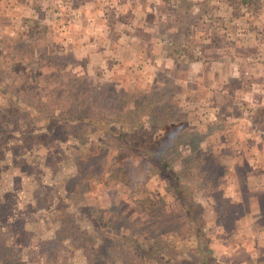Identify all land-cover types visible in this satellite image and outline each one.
I'll list each match as a JSON object with an SVG mask.
<instances>
[{"label": "rangeland", "instance_id": "1", "mask_svg": "<svg viewBox=\"0 0 264 264\" xmlns=\"http://www.w3.org/2000/svg\"><path fill=\"white\" fill-rule=\"evenodd\" d=\"M7 1L0 0V264H264V181L253 173L264 159L258 136L237 140L248 131L264 136V0H127L124 16L110 14L119 0ZM103 20L146 50L165 46L169 60L157 79L131 80L124 67L107 78L88 64L77 47L85 33L108 57L114 52L112 41L110 50L102 42ZM242 54L256 63L234 76L236 96H226L224 76L216 79L226 68H214L230 56L239 66ZM98 84L107 85L104 94H83ZM123 93L134 111L117 120ZM158 103L168 109L156 117ZM81 104L96 117L78 118ZM215 125L224 127L219 135ZM139 132L150 134L154 151L132 147ZM234 178L244 188L239 200L227 195Z\"/></svg>", "mask_w": 264, "mask_h": 264}, {"label": "crops", "instance_id": "2", "mask_svg": "<svg viewBox=\"0 0 264 264\" xmlns=\"http://www.w3.org/2000/svg\"><path fill=\"white\" fill-rule=\"evenodd\" d=\"M10 1V0H9ZM7 1V3L9 2ZM29 1V0H28ZM88 2H91L92 0H87ZM120 4L118 6L115 7H111V11L110 14L114 15V16H124L126 15V11L128 10V2L126 3L127 0H119ZM28 4V3H27ZM30 5V4H29ZM30 6H34V4L30 5ZM89 6V5H88ZM130 6V5H129ZM91 8H93L95 11H100L101 9L104 10V7L102 8H98V7H93L92 5L90 6ZM100 13V12H99ZM81 15V14H80ZM109 15V16H111ZM103 26H98V29L101 30V32L103 33L104 37H105V41L102 40V42L105 43V45H107V49L110 50L112 49V47L109 44L110 41L113 42L114 44V52L113 54L108 57V55H106V48L104 47V45L101 43V40H99V42L97 43L96 40H91V38H89L90 36L88 34L85 33V35L83 36V38L81 39L80 44H78V48L79 52L81 54V56L87 60L88 64L93 67V69H96L97 71H99L97 69V67L99 69H104V75H106L107 78H110L114 75L116 70H114L115 68H122L124 67V69H127L130 73H131V80L134 79V81L137 80H148L150 83H152L153 80H155L156 77V72H158V66L162 63V64H166L168 63L169 60V55L167 52V49L164 48L165 46L162 45L160 42H152V47L147 49L142 47L140 44V42L133 41L132 40V35L130 34V31L128 29H123V27H121V29H114V28H106L105 26V21L103 20ZM72 25H73V21L70 20L69 21V28L67 31L72 30ZM127 26V25H125ZM81 27H84V24L81 25ZM75 28V27H74ZM87 32L89 33V31H84L83 33ZM85 37V38H84ZM72 40V39H71ZM70 39L68 40L71 41ZM72 42V41H71ZM69 42V44L71 43ZM77 44V43H76ZM112 44V43H111ZM163 47V48H162ZM81 57V58H82ZM242 61L239 62V66L235 64V62L233 61V56L228 57V61H224L222 63V61L220 63L216 64L215 72L214 73H218L221 72L224 68L225 71L223 73H220L219 75H216V79H218V76L223 77L224 76V80H225V91H226V96H231L234 97L236 96V92H237V88H233L232 87V83L236 82V80H238L237 78L234 79L235 75L239 74L241 77H243V74H247V66L248 65H252L255 62L256 56L253 55H249V54H242L241 57H239ZM167 61V62H166ZM217 61V60H216ZM257 62H263V59H259L257 58ZM256 63V62H255ZM245 65V66H244ZM213 68V67H212ZM132 69V70H130ZM108 73V74H107ZM111 74V75H109ZM242 74V75H241ZM146 75V76H144ZM239 77V76H238ZM231 82V85H230ZM229 84V85H228ZM228 91V93H227ZM230 105V106H229ZM263 106V107H262ZM233 107V105L227 104V109L231 110ZM259 108H264V100H262V103H260L258 105ZM264 109H259V112L263 113ZM264 118V117H260ZM263 122V120H261ZM244 123V121H243ZM227 123L223 124V126L227 127ZM225 127V128H226ZM213 128L217 131V129H219V131L215 132L216 135L222 133V128L224 127H220V125H215L213 126ZM227 129V128H226ZM249 131L247 132L246 135L239 134V138L238 143H250L251 139L250 137L253 136H258V142H257V152L256 154L258 155H262L259 156L258 158H263L264 159V136L259 134V131L257 130V132H252V134H248ZM260 135V136H259ZM226 138H230V136H227ZM227 141V140H226ZM228 143V141H227ZM231 143V142H229ZM234 144V143H233ZM255 172H253L254 174H260L263 178L264 181V165H263V169L260 170H253ZM253 175V174H252ZM250 176L248 178V186H251L253 184V176ZM249 180H251L249 182ZM238 178H234L231 180V184H230V188H228V193L227 191V195L228 197H232L231 199L233 200H239V196L242 195L244 193V188L243 186H240V182H238ZM255 184V183H254ZM247 190H249V188H247Z\"/></svg>", "mask_w": 264, "mask_h": 264}, {"label": "trees", "instance_id": "3", "mask_svg": "<svg viewBox=\"0 0 264 264\" xmlns=\"http://www.w3.org/2000/svg\"><path fill=\"white\" fill-rule=\"evenodd\" d=\"M50 59H52V58H50ZM38 64H40V63H38ZM40 66H41V64H40ZM59 71H57V75H59ZM78 79L80 80V81H83V79L84 78H82V77H78ZM82 83H85L84 81L82 82ZM105 88H107V85H105V84H98V85H96L95 87H93V88H90L89 86H88V88H86L85 89V91H84V93L83 94H87V93H92V94H94V95H98V94H104V89ZM73 89V88H72ZM79 89L76 87H74V90L73 91H71V92H76V91H78ZM72 94V93H71ZM73 96H74V101H73V103L74 104H76L77 103V101H78V99H77V96L78 95H75V94H72ZM71 95V98H73V96ZM127 95H129L128 93H123V94H121L120 96H119V101H121L120 102V107L118 108V107H115L114 108V113L116 114V119L118 120L119 118H120V115L122 116V114H120L121 112L120 111H126V113H132L133 111H134V109H131V108H128L127 110H126V108H127V105L129 104V102H130V100L131 99H127L128 97H127ZM85 97H87V95H85ZM129 100V101H128ZM93 103V101H91L90 100V103L89 104H92ZM97 103V102H96ZM83 104H85V102H83ZM89 104H87L86 105V107H84V105H80V107H81V109L79 110V111H76V114L75 115H77L78 116V118H91L92 119V117H96V109H92V110H89L88 109V106H89ZM159 104V106L158 107H156L155 109H151V113H155V116L156 117H158L160 114L161 115H164L165 114V112L167 111V109L168 108H166V110H163L162 109V107L160 106L161 104L160 103H158ZM150 111V110H149ZM119 112V113H118ZM170 113V112H169ZM128 115H130V114H128ZM60 117H62V116H60ZM56 118H58V116L56 117ZM129 118V117H128ZM128 118H124V120H127ZM157 119V118H156ZM129 120V119H128ZM165 128H167V127H164V129ZM154 132V131H153ZM150 134H147V135H143L142 134V132H139L138 133V136H137V138H135V139H131V141H130V143L131 144H133V146L132 147H136L135 145H136V143H138V144H143V145H145L146 147L147 146H149L150 148H151V150L152 151H154V149H155V146L153 145V143H152V141L150 142V138H148V136H149ZM149 142H150V144H149ZM155 157H152V159H151V161H155V163L157 162L155 159H154ZM156 158L158 159V164H160V165H162V161H163V157H161V155H157L156 156ZM154 163V162H153ZM164 166V168H168L169 166L167 165V164H165V165H163ZM90 172V171H89ZM179 178H177V180H178ZM176 186H179V184H178V182H177V184H176ZM181 188H183V187H181ZM184 190V189H183ZM185 192V191H184ZM157 203H152V205H153V207H156L157 205H156ZM195 206V208H196V210H197V212L198 211H200L201 209H202V207L200 206V205H194ZM163 210V209H162ZM201 212V211H200ZM161 216H163L164 218H166L164 215H161ZM167 219V218H166ZM174 220H176V219H174ZM177 222V230H180L179 228L180 227H182L183 226V224L184 223H182V221H181V218L179 217L178 218V221H176ZM163 233V232H162ZM160 241V240H159ZM109 242V239H106V238H103V243H108ZM102 243V244H103ZM161 243V242H160ZM156 244V247H160L161 246V244ZM159 262H163L162 261V259H160L159 260ZM93 264V263H92Z\"/></svg>", "mask_w": 264, "mask_h": 264}]
</instances>
